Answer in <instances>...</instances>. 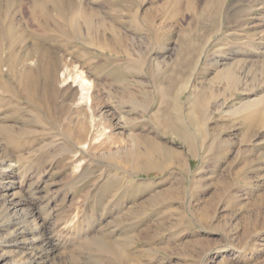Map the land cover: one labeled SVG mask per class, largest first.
<instances>
[{"label": "rangeland", "instance_id": "rangeland-1", "mask_svg": "<svg viewBox=\"0 0 264 264\" xmlns=\"http://www.w3.org/2000/svg\"><path fill=\"white\" fill-rule=\"evenodd\" d=\"M11 1L9 13L21 9L29 28L28 48L15 51L36 64L25 66L32 79L18 83L22 66L11 75L4 46L0 199L22 204L16 216L0 205V241L13 217L44 230L36 245L0 242L4 263L20 257L19 246L33 254L45 240L52 251L25 264H264V149L243 141L247 127L235 113L264 94V25L254 29L264 0H76L93 12V28L81 19L71 36L72 23L50 22V37L30 20L32 0ZM57 55L92 81L90 104L50 81ZM228 68L233 87L220 77ZM204 96L201 123L192 107ZM90 106L100 137L93 127L77 131L90 125ZM144 162L157 167L139 169Z\"/></svg>", "mask_w": 264, "mask_h": 264}, {"label": "bare ground", "instance_id": "bare-ground-1", "mask_svg": "<svg viewBox=\"0 0 264 264\" xmlns=\"http://www.w3.org/2000/svg\"><path fill=\"white\" fill-rule=\"evenodd\" d=\"M32 1H33V4H32L33 5V9L31 10L30 20L34 23V25L36 26V29H39V30L43 31V33H42L43 36L45 35L47 37H50L49 35H52V32H53V28L51 27V24L52 23L53 24L54 23H57V24H55L57 26H61L59 24L65 25V24H68V23L69 24L72 23L74 25L73 31H71L70 33L66 34V35H70L71 34V36L72 35H75V34H78L80 32V28H79V25L80 24H79V22H80L81 19H84L85 20L86 25L88 26V29L89 30L91 28H93V26H94V22L92 21V18H93V14L92 13L93 12L92 11L85 10V8H83L82 5L78 4V1H76V0H32ZM73 2L75 3L74 6H73ZM4 5H6V6L2 10V14H3L2 17H6V18H5V24L3 25V28H5V29H3V32L0 34V47H1V51H0V74H3V72H2V70H3L2 69V61L4 59L3 58V54H4L3 48L5 46L8 49V51H7L8 54L6 56L7 58H5V60L3 62L4 63L5 62H8L7 63V69L11 72V75L14 74L13 71L15 69V66L21 65L22 67H20V70H22V71L20 72V75L19 76L14 75V76L16 77V80L18 81V83H24V82L29 81L30 78L32 79V75H33L32 69L29 70V68L27 69V68H25V66L27 64H31V65L32 64H36V61L33 58H29L27 56L28 54L25 55L24 57H19L18 56V53L15 51V47L18 45L23 50L25 48L26 49L28 48L27 47L28 43H24V40H25V37L27 36V33H26L27 30L26 29H29V28H28L27 25L24 26L23 20L21 19L23 17L22 14H21V9H18L17 12H16V14L13 15V16L9 13L10 8L15 9V7L17 6V4L15 2H12L11 0H6V1H3V2L0 3V6L1 7L4 6ZM18 15H21V16L18 18ZM261 21H262L261 24H259V22L255 23L254 29H256L258 26H263L264 25V20H261ZM50 22H52V23H50ZM26 23H27V21H26ZM259 35H260L261 41H263L264 40V36L262 34H259ZM4 37H7V38L6 39H3ZM246 38L249 39V36L246 37ZM250 44H247V45H250ZM226 45H227V43H226ZM33 46H35V44H33ZM251 47H254V45H251ZM6 59H7V61H6ZM48 62H51L52 63V65L49 66L48 73L51 72V75L53 73V77H54V79H51L50 77L48 79H51L50 80L51 82H52V80H54L55 82L62 83V85L60 84V86H64V90L70 92L72 96H75V95L76 96H79L78 99H77V100H79L78 105H80V104H85L86 105L88 103L90 104V102H91L90 91L92 89V81L90 79H88L87 75L85 74V71L81 67H79V65H77V64H74L73 66H70V63L67 62V61L61 60L60 57H59V55L56 56V60H55V58H53V59H49ZM40 63H41V61L38 60V65H40ZM246 63H247V61H245V64ZM261 67H262V70H261V74H262L264 72V66H261ZM60 72H61V74L59 75ZM245 75H249V73H247V74L245 73ZM220 77L228 81V86H232L233 87V85H235V84H237L239 82L238 81V78H237V74H235V71L234 70H230V68L226 69L223 73H221ZM55 82H53V83H55ZM263 82H260V83H263ZM56 84H55V86H56ZM162 92H164V91H162ZM207 97L206 96L200 97L198 100L196 99L195 101L193 99V101H194L193 107L194 108L192 107V109L201 110V113L198 114L200 116L199 121H201V123H202V121H205L207 119V110H206L207 102H208L207 101L208 100ZM88 111H89V118H90L89 121H90V125L89 124L87 125V124H85L83 122V123H81L80 126L78 125L77 131L79 130V133H87V134L89 133L90 134V132L92 131L91 129L93 127L96 130L95 131V135L93 134V136L100 137L101 134H105V133L102 131L103 128L102 129H99V128L97 129L98 124H99L98 123V119H97L98 117L96 118V116H94L93 110H92L91 106L88 108ZM235 113L241 119L242 123L247 127L246 134H245V138L243 139V141H245L246 143L247 142H250V144H248V145H251L250 147L261 146L262 149H264V140L261 139V138H264V94L261 95V96H258L256 98L249 99V100L245 101L240 106V108H238L235 111ZM193 116H195V115H193ZM192 124H194L193 121H192ZM195 124H196V122H195ZM203 124H205V122ZM104 131H105V129H104ZM181 131H182L181 133L184 132L182 129H181ZM186 131L187 130H185V132ZM177 132H179V131H177ZM185 132H184V134H186ZM189 133L190 132H188L187 135ZM178 134L176 136H178V138H179V135ZM181 135H183V134H181ZM93 136H92V138L94 139ZM189 136L192 139V136L190 134H189ZM189 136H188V139L190 140V137ZM151 139H153V138H151ZM161 139H162V137H161ZM161 139L158 140V141L161 142ZM188 139L185 138L186 143H188L187 142ZM163 142H165V140ZM154 144L159 145V146H156L155 148L158 147L159 150H160V148L163 147L162 145L164 143L162 145H161V143H159V144L158 143H154ZM154 144H151V145L153 146ZM83 145H85V144H83ZM80 147L82 148L83 146H80ZM155 148H154V151L153 150H149V151H152V154H154L153 152L156 153V151L158 150L157 149L155 151ZM165 148H164V150H165ZM171 149H172V147H171ZM192 149H194V148L192 147ZM162 150L163 149H161L160 152ZM82 151H84V150H82ZM165 152H166V150H165ZM140 153L141 152H139V154ZM161 154H163V153H161ZM167 154H168V152H167ZM171 154L174 155L177 158L178 155L181 154V152L176 151V150L173 149V151L171 152ZM132 155H135V153H132ZM165 156L168 157V155H165ZM179 156H181V155H179ZM152 157H154V156H152ZM173 157L171 159H173ZM133 158H134V160H136L135 157H133ZM138 158L139 157H137V160H139ZM149 158H150V156L147 157V159H149ZM144 159L146 160L145 157H144ZM6 161L7 160L3 159L2 157L0 158V164L4 165V164L7 163ZM139 161H142V160H139ZM155 162L156 163L157 162L159 163V161H155ZM140 163L143 164V162H140ZM144 163L145 164L143 166L139 167V169H142V170H145L146 169V170H148V168H151L152 167V165H153L154 162L153 163H151V162H144ZM156 165L157 164L154 163V166H156ZM154 166H153V168H154ZM160 166H161V164H160ZM0 198L3 199L2 196H0ZM1 199H0V205H2L4 203V205L7 206V210H8V208H11V213L13 214V216H16L17 214L20 213V212L18 213V210L20 209L19 208L20 207L19 205H21L22 203H16L18 201L15 202V200H10L12 198H10L9 201L8 200H3V202H2ZM31 215H35V210L34 209H32L30 211H27V213H24L25 221ZM20 216H22V219H23V215H20ZM18 217H17V219H18ZM23 221H24V219H23ZM24 223H26V222H24ZM27 223H28V221H27ZM23 226L24 225H22L19 220L17 221L15 219V217H13L12 218V221L8 224L7 228L8 229H11L12 227H15V228L13 229V231L11 232V234L9 233L6 236V239L4 241H0V242L2 244L3 243L4 244H10V243L17 244L19 241L20 242L22 241V243H25V244H26V242H29V244H35V245L37 244V242L40 243L41 238H39V237H41L42 235L41 236L39 235L38 238H35L34 236L41 232V228H43V226L41 227L39 225L41 228L40 227L27 228L26 226L25 227H23ZM27 226H29V225H27ZM43 230H44V228H43ZM41 233H43V232H41ZM44 239L42 238V241ZM44 241H43L42 244H45V246L44 245L43 246H35L34 245L35 246V249H34V253L33 254L27 253L26 250H24L25 249V246H23V245L19 246L18 245L20 248H18V249L16 248L17 250H15V251L17 252V254L20 257L17 260H14V263L13 264H25V263H29L28 261H26L29 258H31L30 260L32 262L33 261H35V262H42L43 259H44V257L48 253H50V251H52L51 250L52 248H50L51 245H49L50 243L49 242H46V241L44 242ZM1 243H0V245H1ZM228 246L229 245H225V246L220 247L219 249L226 248ZM27 254L29 255V257H27ZM4 258H5L4 255L0 256V264H5L6 263V262L4 263V261H3ZM31 261H30V263H31Z\"/></svg>", "mask_w": 264, "mask_h": 264}]
</instances>
